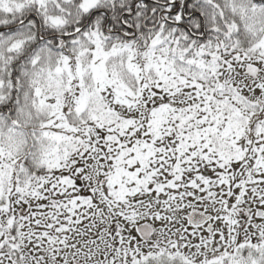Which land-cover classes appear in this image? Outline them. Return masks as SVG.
Wrapping results in <instances>:
<instances>
[{"label": "snow or ice", "instance_id": "1", "mask_svg": "<svg viewBox=\"0 0 264 264\" xmlns=\"http://www.w3.org/2000/svg\"><path fill=\"white\" fill-rule=\"evenodd\" d=\"M0 264H264V0H0Z\"/></svg>", "mask_w": 264, "mask_h": 264}]
</instances>
